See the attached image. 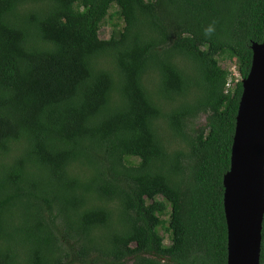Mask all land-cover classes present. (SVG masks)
<instances>
[{
  "label": "trees",
  "instance_id": "16d2710c",
  "mask_svg": "<svg viewBox=\"0 0 264 264\" xmlns=\"http://www.w3.org/2000/svg\"><path fill=\"white\" fill-rule=\"evenodd\" d=\"M263 38L264 0H0V264H227L223 177ZM261 237L264 264V219Z\"/></svg>",
  "mask_w": 264,
  "mask_h": 264
},
{
  "label": "water",
  "instance_id": "95a60500",
  "mask_svg": "<svg viewBox=\"0 0 264 264\" xmlns=\"http://www.w3.org/2000/svg\"><path fill=\"white\" fill-rule=\"evenodd\" d=\"M242 80L230 155L223 177L227 264H260L264 219V38L253 44Z\"/></svg>",
  "mask_w": 264,
  "mask_h": 264
},
{
  "label": "rangeland",
  "instance_id": "374dc122",
  "mask_svg": "<svg viewBox=\"0 0 264 264\" xmlns=\"http://www.w3.org/2000/svg\"><path fill=\"white\" fill-rule=\"evenodd\" d=\"M116 11L117 8L116 7H112L110 12H109V16H107L104 24L101 26V29L99 31V37L102 40H107L110 38L112 31H113V26L114 24H118L121 27H123V22L121 20L118 19V17L116 16ZM236 63L232 62L230 60L227 61H220V66L223 67L224 69H232L233 66H235ZM205 116H200L195 123L193 124L194 127H199V126H203L205 125ZM158 200H162L161 198H158ZM159 234L164 238V244L165 246H168L170 244V235L169 233L165 232L163 229H159ZM74 261H78L77 259H75ZM76 264V262H74Z\"/></svg>",
  "mask_w": 264,
  "mask_h": 264
},
{
  "label": "built area",
  "instance_id": "2783aa9c",
  "mask_svg": "<svg viewBox=\"0 0 264 264\" xmlns=\"http://www.w3.org/2000/svg\"><path fill=\"white\" fill-rule=\"evenodd\" d=\"M230 72V77L226 84V89H234L236 84L241 81L240 74L237 69V65L233 66L232 69H228Z\"/></svg>",
  "mask_w": 264,
  "mask_h": 264
},
{
  "label": "clouds",
  "instance_id": "9594fccd",
  "mask_svg": "<svg viewBox=\"0 0 264 264\" xmlns=\"http://www.w3.org/2000/svg\"><path fill=\"white\" fill-rule=\"evenodd\" d=\"M205 31H206V34H210L213 31V28L209 26V28H207Z\"/></svg>",
  "mask_w": 264,
  "mask_h": 264
}]
</instances>
